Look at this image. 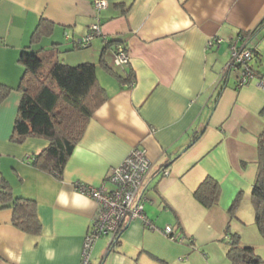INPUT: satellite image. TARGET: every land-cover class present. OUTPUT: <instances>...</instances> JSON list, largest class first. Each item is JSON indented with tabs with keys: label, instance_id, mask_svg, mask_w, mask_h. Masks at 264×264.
Listing matches in <instances>:
<instances>
[{
	"label": "crops",
	"instance_id": "crops-1",
	"mask_svg": "<svg viewBox=\"0 0 264 264\" xmlns=\"http://www.w3.org/2000/svg\"><path fill=\"white\" fill-rule=\"evenodd\" d=\"M96 18L100 34L78 47L77 39ZM253 29L252 37L264 31V0H106L100 9L92 0H0V83L11 86L0 100V173L14 194L36 200L41 222L38 234L26 232L11 222L10 207L0 208V264H78L99 205L75 183L105 182L110 187L106 176L133 147L144 148L151 161L143 185L145 201L156 203L158 194L159 208L145 203L143 208L156 227L149 228L139 218L126 220L118 244L107 248V235L95 242L91 264H159L154 259L164 254L169 258L165 246L181 254L178 260L184 258L181 245L190 236L172 227L182 238H168L162 229L169 223L161 218L166 209L155 211L175 208L166 191L187 175L197 158L199 138L216 108L210 105L213 89L228 81L223 66L229 59V41ZM257 37L251 43L261 57ZM105 40L116 41L104 47ZM28 44L66 63L92 61L97 76L100 70L107 75L106 85L97 77L106 98L89 118L61 178L31 163L45 139L10 141L21 97L19 55ZM117 44L129 55L119 68L109 64ZM101 58L115 73L103 68ZM263 77L264 73L254 75L260 85ZM234 108L248 109L238 99ZM226 123L227 118L220 132L224 137ZM162 168L168 173L162 174ZM204 175L199 170L196 178L200 181ZM177 186L181 194L183 188ZM189 239L186 245L192 248L194 241ZM173 262L181 263L175 258Z\"/></svg>",
	"mask_w": 264,
	"mask_h": 264
},
{
	"label": "trees",
	"instance_id": "trees-1",
	"mask_svg": "<svg viewBox=\"0 0 264 264\" xmlns=\"http://www.w3.org/2000/svg\"><path fill=\"white\" fill-rule=\"evenodd\" d=\"M252 32L254 29L246 30L242 35L251 38ZM105 41L104 47L116 40ZM76 45L81 47L78 43ZM253 49L254 57L249 64L254 75H257L261 71L252 61L260 62V55L255 45ZM19 61L22 74L17 87L21 90V97L10 141L21 143L29 137L45 139L46 145L33 157L31 163L61 178L65 162L81 138L89 118L106 98L105 87L99 84L96 65L92 61L66 63L55 55L31 48L29 44L21 50ZM101 63L107 71L115 73L106 67L103 58ZM10 87L0 83V100ZM255 162L251 200L255 224L264 235V126L256 137ZM220 191L218 180L205 174L193 189L192 195L198 203L208 208L218 202ZM4 207L12 209L11 222L14 225L32 234L39 233L41 222L37 215L36 200L14 194L0 173V208ZM227 238L226 256L229 264H262L254 248L241 243L237 233L227 232Z\"/></svg>",
	"mask_w": 264,
	"mask_h": 264
},
{
	"label": "rangeland",
	"instance_id": "rangeland-1",
	"mask_svg": "<svg viewBox=\"0 0 264 264\" xmlns=\"http://www.w3.org/2000/svg\"><path fill=\"white\" fill-rule=\"evenodd\" d=\"M256 37L255 34L250 41H256ZM257 38L261 57L260 62L252 61V63L261 71L260 73H264V31H261ZM109 64L116 68L121 66L115 65L113 59L109 60ZM226 64L227 62L224 68ZM239 74L240 69L231 70L226 86L222 85V81L213 89L210 105L213 109L216 108L209 120L207 131L199 138L201 141L196 149L197 158L191 162L187 175L185 174L176 185L168 186L166 191L174 201L175 208L165 207L155 211L158 214L162 209H166V213L163 212L161 218L167 220L175 231H183L190 236L194 246L188 248L186 245L190 237L184 240L186 244L181 246L185 248L186 258L181 260H178L181 254L165 246L169 258L164 254L166 257L154 259L155 263L176 264L173 262L175 258L176 261L181 262L180 264H208V260H212L214 264H229L226 256L227 232H229L237 233L241 243L251 245L264 264V235L255 224L251 200V187L256 174L254 160L256 137L264 126V77L261 85L257 84L260 80L253 77L249 83L236 87L235 80ZM106 76L105 72L100 70L97 77L106 85ZM251 88H255V91L250 94ZM236 99L243 102L248 109L245 111L234 108L233 111ZM226 118L224 137L220 132H223L222 120ZM217 121L220 122L214 126ZM199 170L212 175L220 185L218 202L209 208L198 203L192 195L197 185L195 181L197 183L199 181L196 178ZM177 184L183 188L181 194L178 193ZM155 195L156 203L144 202L147 208L158 207L160 197L158 194ZM178 221L180 225L182 224L183 230ZM99 239H103V236L96 241Z\"/></svg>",
	"mask_w": 264,
	"mask_h": 264
},
{
	"label": "built area",
	"instance_id": "built-area-1",
	"mask_svg": "<svg viewBox=\"0 0 264 264\" xmlns=\"http://www.w3.org/2000/svg\"><path fill=\"white\" fill-rule=\"evenodd\" d=\"M92 3L96 9L106 6V0H92ZM100 32V19L96 18L89 25L87 32L77 39L76 43L87 45L89 40ZM214 39L218 42L221 41L217 37ZM214 39L209 40L207 44L210 46ZM250 40L251 38L248 36L237 35L229 41V59L225 70L240 69V74L235 80L237 87L249 83L254 77V72L249 64L254 57V45ZM112 59L116 65L128 62L129 55L124 45L117 44L115 46ZM150 167L151 161L145 149L133 147L106 176L105 181L110 183V187L105 186V182L97 186L82 181L75 183V188L78 191L89 196L99 205L97 213L83 238L78 264H91V250L100 236H108L107 248L110 249L114 246L126 220L139 218L149 228L156 227L145 215L143 208L146 200L143 185ZM161 171L164 175L168 173L165 168H162ZM162 232L170 239L182 238V236L174 233L169 224L164 226Z\"/></svg>",
	"mask_w": 264,
	"mask_h": 264
},
{
	"label": "water",
	"instance_id": "water-1",
	"mask_svg": "<svg viewBox=\"0 0 264 264\" xmlns=\"http://www.w3.org/2000/svg\"><path fill=\"white\" fill-rule=\"evenodd\" d=\"M230 73H231V70L230 69H226L224 72H223V75L224 76V79L227 80L230 76Z\"/></svg>",
	"mask_w": 264,
	"mask_h": 264
},
{
	"label": "clouds",
	"instance_id": "clouds-1",
	"mask_svg": "<svg viewBox=\"0 0 264 264\" xmlns=\"http://www.w3.org/2000/svg\"><path fill=\"white\" fill-rule=\"evenodd\" d=\"M224 71H225V68H224ZM224 71H223V72H224ZM224 76H225V75H224ZM236 87H237V86H236Z\"/></svg>",
	"mask_w": 264,
	"mask_h": 264
}]
</instances>
